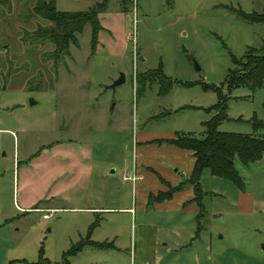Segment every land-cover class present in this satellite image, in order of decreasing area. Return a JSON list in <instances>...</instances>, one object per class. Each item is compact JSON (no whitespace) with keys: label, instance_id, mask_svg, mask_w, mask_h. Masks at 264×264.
<instances>
[{"label":"rangeland","instance_id":"obj_1","mask_svg":"<svg viewBox=\"0 0 264 264\" xmlns=\"http://www.w3.org/2000/svg\"><path fill=\"white\" fill-rule=\"evenodd\" d=\"M40 1L0 0V264H61L88 235L113 246H85L71 264H137L142 221L159 228L176 264H264V152L249 165L235 158L242 190L204 170L198 223L199 210L140 207L142 190L159 189L156 175L145 171L135 189L121 175L135 164L139 132L203 136L216 114L214 89L226 95L228 72L264 42V24L242 17L264 14V0H53L61 12L101 9L95 43L87 23L60 54L39 32L52 25L34 14ZM157 69L173 81L167 92L157 79L137 83ZM263 94L233 88L218 130L251 134L254 118L264 126ZM54 145L64 157L40 153ZM147 155L161 174L184 178L170 171L168 153ZM34 207L56 211L44 219L48 210Z\"/></svg>","mask_w":264,"mask_h":264},{"label":"trees","instance_id":"obj_2","mask_svg":"<svg viewBox=\"0 0 264 264\" xmlns=\"http://www.w3.org/2000/svg\"><path fill=\"white\" fill-rule=\"evenodd\" d=\"M2 1L8 2V0ZM100 10L99 8L86 12H61L56 10L53 0H42L34 7V14L52 23L48 30L40 29L39 32L43 33L44 31V37L54 43L57 53L60 54L68 49L70 43H76L75 34L81 33L87 23L92 26V43H95L99 29L96 14ZM242 17L248 22L264 24V14H242ZM58 57V54H56V60ZM156 79L159 80L162 89L164 88V92H167L173 83L160 69L147 70L141 76L139 75L137 83L140 85L147 80L151 82ZM178 84L183 83L178 82ZM240 86L248 87L252 91L261 88L264 92V42L258 48L248 49L243 59L238 62V66L228 72L225 80L227 94L233 88ZM214 90L217 92L218 102L211 109H214L216 114L203 123L204 132L202 137H196L190 133L176 132L172 138L157 140V142H166L192 153L194 164L189 177L176 186H169L167 191L158 192L157 194L150 193L148 197V204H151L170 198L174 192L182 190L185 186H191L193 189L192 201L199 207V214L196 217L197 223L205 211L202 203L205 192L200 185V178L204 170H208L212 176L231 181L242 190L244 186L243 179L235 168V158H238L242 164L249 165L260 160L264 152V136L256 133L257 130L262 129L264 126L256 118L252 121L255 132L251 134L218 130L219 124L226 118V101L229 97L227 94H222L219 88ZM85 246L107 249L111 248L113 244L112 242L92 241L88 235L84 240L62 254L61 264H71L69 258L79 253ZM38 264L52 263L42 260Z\"/></svg>","mask_w":264,"mask_h":264},{"label":"crops","instance_id":"obj_3","mask_svg":"<svg viewBox=\"0 0 264 264\" xmlns=\"http://www.w3.org/2000/svg\"><path fill=\"white\" fill-rule=\"evenodd\" d=\"M173 135L163 136V137H156L152 138L150 134H147L146 132H139L137 135V139L135 141L136 146V161L135 164L133 163L132 166H125L122 169V180L127 171H132L136 173L138 180L145 179V171H148L154 175H156L158 180L160 181L159 189L155 190L152 189V191H143L141 192V204L140 207L144 205L143 203H147L148 205V197L149 194H157L158 192H164L167 191L169 186L173 187L178 185L180 182H182L184 179L188 178L194 164V157L192 153L186 149L178 148L174 145L168 144L166 142H157L159 139H168L172 138ZM152 148V149H151ZM51 149L53 151V156L56 154L65 156V149L62 146H49V147H43V149L40 151V153H47L48 151L51 153ZM153 150H158V153L165 154L168 153V156H164V159H166L170 165V167H175L173 169H170V171L173 174H178L181 170L184 171L182 174L183 177H174L170 178L167 175L161 174L159 171L155 170L154 167H151L148 165L147 161L145 160V156L148 157L147 154L151 153ZM41 155V154H40ZM39 155V157H40ZM146 168V169H145ZM163 168V167H162ZM169 171L168 168H164ZM170 173V172H169ZM57 179V178H56ZM131 181V180H129ZM132 182V181H131ZM71 183V182H70ZM163 183V184H162ZM133 189H135L136 183H133ZM135 184V185H134ZM71 186V184H69ZM74 185V183H73ZM72 185V187H73ZM75 187V185H74ZM68 187L67 190H69ZM57 197H51L50 199H55ZM193 198V189L191 186H185L182 190L176 191L173 193V195L168 198L161 201L155 202V209L163 210L166 213H180V214H190V213H196L199 210V207L195 202L192 201ZM50 202V201H49ZM49 202L45 203L48 204ZM152 204V203H151ZM27 209V208H24ZM34 210L39 211H45V214H48L47 212L56 211V208L48 207V208H38L34 207L32 208ZM50 210V211H49ZM89 212L92 213H104L110 209L107 208H89L86 209ZM120 210H126L127 213H130L132 210L131 208H124ZM43 215V216H44ZM136 235H137V253H136V261L137 264H176L175 258H168L167 257V250H168V243H165L161 241V237L159 234V228L153 224L149 223H143V221L138 224L136 227ZM160 248H163V250H160ZM169 251V250H168Z\"/></svg>","mask_w":264,"mask_h":264},{"label":"built area","instance_id":"obj_4","mask_svg":"<svg viewBox=\"0 0 264 264\" xmlns=\"http://www.w3.org/2000/svg\"><path fill=\"white\" fill-rule=\"evenodd\" d=\"M138 177L136 175V173L134 172V170L132 171H127L123 177V180H131L133 183H135L137 181ZM48 214H45L43 216L44 219L48 218Z\"/></svg>","mask_w":264,"mask_h":264},{"label":"water","instance_id":"obj_5","mask_svg":"<svg viewBox=\"0 0 264 264\" xmlns=\"http://www.w3.org/2000/svg\"><path fill=\"white\" fill-rule=\"evenodd\" d=\"M123 81H124V76H123V74H120V77L113 83L112 87L120 84Z\"/></svg>","mask_w":264,"mask_h":264}]
</instances>
